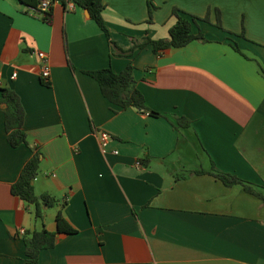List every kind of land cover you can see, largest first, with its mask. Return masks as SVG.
I'll list each match as a JSON object with an SVG mask.
<instances>
[{"label":"crops","instance_id":"crops-1","mask_svg":"<svg viewBox=\"0 0 264 264\" xmlns=\"http://www.w3.org/2000/svg\"><path fill=\"white\" fill-rule=\"evenodd\" d=\"M61 1L53 0L46 24L0 0V87L18 96L27 142L8 145L0 103V264H20L17 230L54 231L58 210L74 232L57 233L36 264H264V203L238 185L188 174L210 160L264 196V78L256 67L264 68V0H150V23L146 0H101L121 49L145 35L166 37L172 7L196 16L208 9L209 22H197L205 41L129 55L84 10ZM213 8L240 52L213 25ZM36 51L46 55L48 85ZM127 63L145 107L159 115L111 105L84 73ZM176 116L188 126H176ZM98 130L110 135L103 148ZM30 146L41 152L33 192L55 200L47 220L48 207L40 204L38 220L32 204L9 192Z\"/></svg>","mask_w":264,"mask_h":264},{"label":"trees","instance_id":"trees-1","mask_svg":"<svg viewBox=\"0 0 264 264\" xmlns=\"http://www.w3.org/2000/svg\"><path fill=\"white\" fill-rule=\"evenodd\" d=\"M21 9L30 13L46 24L51 23L52 8L51 4L53 0H14ZM43 1H47L44 7L41 6ZM62 5L70 3L73 7H77L86 12L87 17L93 21L98 30L105 36L107 42L111 44L117 53L123 55H129L134 49H141L146 45H149L151 51L154 54H158L160 51L170 47H180L192 40L205 41L202 33L197 29V22H209L208 9L202 16H196L179 10L176 7H172L170 10V17L173 18L172 24L167 29L166 37L164 38H150L143 36L140 41L131 39L132 46L128 49H121L110 40L108 31L101 17V11L104 8V4L101 0H62ZM154 5L150 0H146L147 18L146 23H150V14ZM214 22L213 25L226 34V38L230 40V46L234 51L240 52L230 38V35H235L222 28L219 21V11L217 8H213ZM192 26H195L196 32L192 33ZM238 36L243 37L242 33ZM63 53L65 54V44L63 42ZM66 63L68 67H71L67 58ZM258 73L264 78V68L256 63ZM132 66L127 63L120 71L114 72L109 66L84 71L88 76L93 78L99 88L101 95L113 106L124 109L132 107L138 110L147 111L151 115H159L157 112L148 110L143 102L142 95L135 88L131 78ZM44 85H48V81L40 78ZM0 103L3 105L2 112V124L5 133V139L9 146L16 147L20 144L27 145L25 133L22 129L23 109L19 102L18 96L8 87H0ZM175 125L178 127H187L188 120L182 116L174 117ZM41 156V152L37 146H30V155L22 163L15 179L9 185L10 194L16 196L20 200L27 204L33 205L34 218L41 220L42 215L40 212V204L45 207H51L55 204V200L45 194L41 193L37 197L31 185V180L37 173L38 163ZM138 160L139 165L145 162ZM188 174H208L217 179L224 186L229 187L231 185H238L240 189L259 199L264 203V196L262 194L263 187L249 181L243 180L234 174L218 170L209 160L208 168L203 169L201 167L188 171ZM175 177H179L176 175ZM54 231L47 230L41 226L38 230H32L25 232L21 236L23 245V259L20 264H36L38 252L42 249L51 248L54 244L55 235L57 233H73L74 229L65 221L61 216L59 210L54 215Z\"/></svg>","mask_w":264,"mask_h":264},{"label":"built area","instance_id":"built-area-1","mask_svg":"<svg viewBox=\"0 0 264 264\" xmlns=\"http://www.w3.org/2000/svg\"><path fill=\"white\" fill-rule=\"evenodd\" d=\"M46 3H47V1H43L41 6L44 7L46 5ZM35 54H36V56L40 62L39 76L42 79H46L48 76V66H47V61H46V55L42 51H36ZM14 76H15V72H11L10 78H13ZM96 136L98 139L99 146L101 148L105 147L107 145V143L109 142L110 135L106 131L98 130L96 132ZM111 153L116 154L117 151L115 149H113V150H111ZM136 164L139 165L138 161H136ZM23 233H24L23 229L19 228L17 230L18 235H22Z\"/></svg>","mask_w":264,"mask_h":264},{"label":"rangeland","instance_id":"rangeland-1","mask_svg":"<svg viewBox=\"0 0 264 264\" xmlns=\"http://www.w3.org/2000/svg\"><path fill=\"white\" fill-rule=\"evenodd\" d=\"M53 208H54V207H48V208H46V212H47V214H46V215L44 214V218H45V220H47V219L50 217V215L53 213V211H54Z\"/></svg>","mask_w":264,"mask_h":264}]
</instances>
